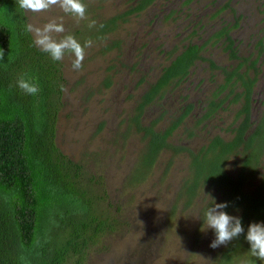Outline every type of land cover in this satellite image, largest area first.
Segmentation results:
<instances>
[{
  "label": "rangeland",
  "instance_id": "obj_1",
  "mask_svg": "<svg viewBox=\"0 0 264 264\" xmlns=\"http://www.w3.org/2000/svg\"><path fill=\"white\" fill-rule=\"evenodd\" d=\"M136 1L82 0L87 18L80 21L58 7L41 13L24 11L27 25L62 23L65 32L55 35L57 40L72 35L81 45L93 42L85 49L82 70L72 69L70 54L60 61L64 83L54 144L81 166L79 182L92 215L101 222V230L79 254H71L68 264H264L249 254L245 239L249 224L262 223L259 219L242 223L245 233L227 246L209 247L215 237L206 225L202 228L204 212L209 203H218L219 195L206 184L187 205L183 197L177 198L188 173L185 152L161 150L149 168L135 169L145 139L131 121L141 94L182 45L198 44L200 55L216 65L235 64L221 40L209 39L223 21L232 26L229 34L238 55L256 57V42L262 43L251 106V119L258 120L264 109V0H153L97 34L98 25ZM233 15L239 17L236 25ZM92 20L96 26L89 28ZM221 78L206 61L196 60L181 81L167 85L161 98L144 107L140 123L162 129L190 103L183 123L170 134V143L197 151L213 135L229 138L238 102H224L211 117L195 122ZM262 152L260 159L264 148ZM233 164L231 157L224 166L232 171Z\"/></svg>",
  "mask_w": 264,
  "mask_h": 264
},
{
  "label": "trees",
  "instance_id": "obj_2",
  "mask_svg": "<svg viewBox=\"0 0 264 264\" xmlns=\"http://www.w3.org/2000/svg\"><path fill=\"white\" fill-rule=\"evenodd\" d=\"M152 1L137 0L125 12L102 22L103 28L98 25L97 34L110 30L117 20L144 9ZM233 19L236 25L238 15ZM26 25L24 10L17 0H0V264H68L70 257L79 254L101 230V222L92 215L90 201L79 182L81 166L54 144L56 112L64 83L61 63L34 45ZM231 27L223 21L209 39L221 40L234 65H216L200 55L198 44L188 42L160 67L156 79L141 94L131 117L133 127L145 139L135 169L149 168L161 150L185 152L188 173L177 198L183 197L187 205L198 195L200 186L208 184L218 192L217 204L228 203L227 214H237L242 223L252 218L264 223V159H260L264 109L258 120L251 119L257 62L263 46L260 40L256 42V57L238 55L229 34ZM196 60L206 61L209 69L218 71L222 78L195 122L211 117L224 102H238L239 107L236 122L228 128L229 138L213 135L192 151L168 141L190 112V103L184 104L162 129L142 125L139 118L144 107L161 98L167 85L181 81ZM21 76L38 84L36 95L17 87ZM187 133L190 136L191 132ZM231 157L234 168L228 171L224 163Z\"/></svg>",
  "mask_w": 264,
  "mask_h": 264
},
{
  "label": "clouds",
  "instance_id": "obj_3",
  "mask_svg": "<svg viewBox=\"0 0 264 264\" xmlns=\"http://www.w3.org/2000/svg\"><path fill=\"white\" fill-rule=\"evenodd\" d=\"M17 3L19 8L25 12L41 13L58 7L65 14L75 17L77 21L87 18V8L82 0H17ZM95 26V20L88 24L89 28ZM99 27L103 28L104 26L101 24ZM25 31L33 34L34 45L40 51L48 54L54 62L62 61L66 53L72 55L74 57L72 62L74 71L82 70L85 49L92 47L93 44L91 40H87L81 45L72 35L63 36L57 40L55 35L64 33L65 29L62 23L58 24L55 21H51L43 27L28 24ZM0 59H3L2 51H0ZM17 87L28 95H36L40 90L38 84L26 80L23 76L17 80ZM61 90H63V86H61ZM228 206V203H214L204 212L202 228L206 225V230L210 229L214 232L215 238L209 245L213 249L227 246L231 241L238 239L240 235L245 233L241 218L229 215L225 211ZM245 239L250 245L249 254L260 261H264V223L249 224Z\"/></svg>",
  "mask_w": 264,
  "mask_h": 264
},
{
  "label": "flooded vegetation",
  "instance_id": "obj_4",
  "mask_svg": "<svg viewBox=\"0 0 264 264\" xmlns=\"http://www.w3.org/2000/svg\"><path fill=\"white\" fill-rule=\"evenodd\" d=\"M237 49V48H236ZM238 54V53H237Z\"/></svg>",
  "mask_w": 264,
  "mask_h": 264
}]
</instances>
